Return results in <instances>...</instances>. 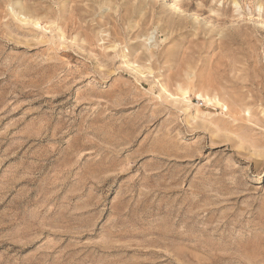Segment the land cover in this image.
Masks as SVG:
<instances>
[{"label":"rangeland","instance_id":"374dc122","mask_svg":"<svg viewBox=\"0 0 264 264\" xmlns=\"http://www.w3.org/2000/svg\"><path fill=\"white\" fill-rule=\"evenodd\" d=\"M177 1L0 0V264H264V0Z\"/></svg>","mask_w":264,"mask_h":264},{"label":"bare ground","instance_id":"6f19581e","mask_svg":"<svg viewBox=\"0 0 264 264\" xmlns=\"http://www.w3.org/2000/svg\"><path fill=\"white\" fill-rule=\"evenodd\" d=\"M177 2H178L177 0H173V4H172L171 8H172V10L181 13L182 10L177 6ZM234 4L237 6V5H238V2H237L236 0H234ZM182 13H183V12H182ZM196 21H197V19H196ZM202 96L205 97V98H207L208 101H210V102L212 101L208 95H201V94H199V95H198V98H202ZM214 101L216 102V99H214ZM216 103L219 104L220 101L217 100Z\"/></svg>","mask_w":264,"mask_h":264}]
</instances>
